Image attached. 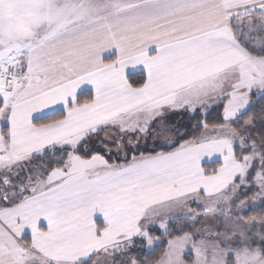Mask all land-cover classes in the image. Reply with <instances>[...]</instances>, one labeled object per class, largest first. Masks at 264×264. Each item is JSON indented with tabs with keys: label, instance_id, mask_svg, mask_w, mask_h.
<instances>
[{
	"label": "snow or ice",
	"instance_id": "obj_1",
	"mask_svg": "<svg viewBox=\"0 0 264 264\" xmlns=\"http://www.w3.org/2000/svg\"><path fill=\"white\" fill-rule=\"evenodd\" d=\"M0 264H264V0H0Z\"/></svg>",
	"mask_w": 264,
	"mask_h": 264
},
{
	"label": "trees",
	"instance_id": "obj_2",
	"mask_svg": "<svg viewBox=\"0 0 264 264\" xmlns=\"http://www.w3.org/2000/svg\"><path fill=\"white\" fill-rule=\"evenodd\" d=\"M213 117H210V119H212ZM174 121L176 120H180L181 117L180 116H174L172 118ZM184 120L187 121V117H184ZM155 234V233H154ZM162 251V248H157L154 252H152L150 255H149V260H151L153 257H156L159 255V253ZM142 259L144 258L143 256L141 257Z\"/></svg>",
	"mask_w": 264,
	"mask_h": 264
}]
</instances>
